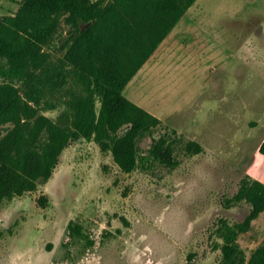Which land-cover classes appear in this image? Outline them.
Wrapping results in <instances>:
<instances>
[{"label":"rangeland","instance_id":"374dc122","mask_svg":"<svg viewBox=\"0 0 264 264\" xmlns=\"http://www.w3.org/2000/svg\"><path fill=\"white\" fill-rule=\"evenodd\" d=\"M20 1L0 0V17ZM77 30L64 13L44 46L43 74L64 61ZM66 72L64 88L46 87L33 103L56 121L80 86ZM0 82L31 92L2 57ZM124 94L163 120L139 141L158 156L127 172L94 138L71 142L47 181L0 205V264L222 262L225 223L238 229L252 208L234 195L244 179L264 182V0H196ZM12 128L0 122V138ZM236 244L247 264L264 245V210Z\"/></svg>","mask_w":264,"mask_h":264},{"label":"trees","instance_id":"16d2710c","mask_svg":"<svg viewBox=\"0 0 264 264\" xmlns=\"http://www.w3.org/2000/svg\"><path fill=\"white\" fill-rule=\"evenodd\" d=\"M195 1L21 0L15 15L0 17V57L32 81L27 98L15 85L0 82V122L13 125L0 138V205L47 181L64 148L74 140L94 138L127 172L158 156L155 149L142 151L139 141L163 120L128 98L124 89ZM64 13L78 30L64 61L45 75L44 46L56 35ZM68 66L80 86L67 101L70 114L64 121H56L41 114L33 103L40 102L46 87L66 86ZM189 148L199 151L202 145L191 141ZM40 200L45 204L47 197ZM242 200L252 205L251 211L238 229L225 223L224 259L219 264H245L237 235L264 210V182L244 179L233 197L234 202ZM247 264H264V245Z\"/></svg>","mask_w":264,"mask_h":264},{"label":"crops","instance_id":"0c3cea01","mask_svg":"<svg viewBox=\"0 0 264 264\" xmlns=\"http://www.w3.org/2000/svg\"><path fill=\"white\" fill-rule=\"evenodd\" d=\"M178 23H179V22H178ZM175 27H176V26H175ZM175 27H174V28H175ZM174 28H173V29H174ZM171 32H172V31H171ZM171 32H170V33H171ZM170 33H169V34H170ZM169 34H168V36H169ZM168 36H167V37H168ZM167 37H166V38H167Z\"/></svg>","mask_w":264,"mask_h":264}]
</instances>
